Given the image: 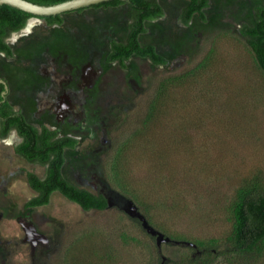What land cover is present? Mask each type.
Returning a JSON list of instances; mask_svg holds the SVG:
<instances>
[{
  "label": "rangeland",
  "instance_id": "1",
  "mask_svg": "<svg viewBox=\"0 0 264 264\" xmlns=\"http://www.w3.org/2000/svg\"><path fill=\"white\" fill-rule=\"evenodd\" d=\"M210 1L205 22L195 15L184 26L188 0H160L165 17L147 22L141 41L165 66L106 61L111 41L127 39L128 5L62 25L30 19L10 35L12 57L0 53L9 102L30 123L79 140L63 174L110 206L86 211L55 192L49 205L26 209L36 195L27 173L44 177L46 167L15 153L12 131L0 139V264H153L187 255L166 236L228 239L240 191L264 187V73L239 32L263 0ZM102 174L166 236L156 243ZM234 264H264V252Z\"/></svg>",
  "mask_w": 264,
  "mask_h": 264
},
{
  "label": "trees",
  "instance_id": "2",
  "mask_svg": "<svg viewBox=\"0 0 264 264\" xmlns=\"http://www.w3.org/2000/svg\"><path fill=\"white\" fill-rule=\"evenodd\" d=\"M41 5H53L66 0H28ZM210 0H188L178 16V22L189 26L195 15L206 21L205 10L210 8ZM128 5L131 20L128 24V35L125 41L113 40L106 57L109 63H118L127 67L133 56L148 59L153 65L165 66L168 59L157 51L153 44H143L141 36L147 34V22L165 17V10L160 0H108L91 6L92 8H116ZM88 8V7H87ZM86 8L73 11L81 12ZM254 24L243 25L239 32L247 46L253 52L255 59L264 73V0L254 6ZM70 11V12H73ZM67 13V12H66ZM63 14L55 16H40L48 25H62ZM33 14L16 7L0 5V53L12 57L11 46L6 42L14 32L22 30ZM190 73V72H189ZM5 84L0 83V139H6L12 131H16L21 141L15 145V153L28 162L46 167L45 176L40 177L33 172L27 173V180L36 195L26 202L25 208L47 206L52 194L61 193L69 201L76 203L82 209L103 211L109 208V200L104 193L79 187L65 178L63 167L66 163V150H74L79 140L70 135H60L56 130L46 125L36 126L30 123L20 110H16L8 100V93L3 96ZM106 181L108 177L102 174ZM109 185L116 192L134 203L137 209V219L141 225L146 222L149 227L144 231L156 243L160 237L166 236L154 230L147 213L142 211L131 195L122 187ZM142 216V217H141ZM151 225V226H150ZM153 227L151 234L148 228ZM170 245L183 246L187 252L181 259H158L153 264H234L238 259L256 260L264 252V187L248 186L240 191L239 199L234 206V226L231 235L224 243L196 244L181 238L166 236ZM158 245V244H157Z\"/></svg>",
  "mask_w": 264,
  "mask_h": 264
},
{
  "label": "water",
  "instance_id": "3",
  "mask_svg": "<svg viewBox=\"0 0 264 264\" xmlns=\"http://www.w3.org/2000/svg\"><path fill=\"white\" fill-rule=\"evenodd\" d=\"M105 1L108 0H66L64 2H60L53 5H41L28 0H0V5L7 4L16 7L20 10L33 14L35 17L30 18L31 20L37 22H46L44 19H41L39 17L55 16L58 14H63L62 17L64 20H66L69 18H73L79 15H83L92 11L102 9V8H92L91 6ZM79 8H86V9H84L81 12L73 11ZM0 83L5 84L6 89L3 92V96H6L9 91L8 83L3 79H0Z\"/></svg>",
  "mask_w": 264,
  "mask_h": 264
},
{
  "label": "bare ground",
  "instance_id": "4",
  "mask_svg": "<svg viewBox=\"0 0 264 264\" xmlns=\"http://www.w3.org/2000/svg\"><path fill=\"white\" fill-rule=\"evenodd\" d=\"M32 21H30L29 23H31Z\"/></svg>",
  "mask_w": 264,
  "mask_h": 264
}]
</instances>
